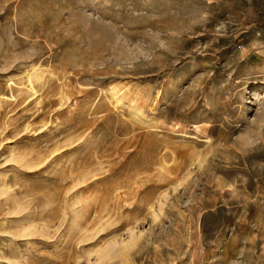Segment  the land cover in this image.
Masks as SVG:
<instances>
[{
	"label": "rangeland",
	"instance_id": "374dc122",
	"mask_svg": "<svg viewBox=\"0 0 264 264\" xmlns=\"http://www.w3.org/2000/svg\"><path fill=\"white\" fill-rule=\"evenodd\" d=\"M0 264H264V0H0Z\"/></svg>",
	"mask_w": 264,
	"mask_h": 264
}]
</instances>
